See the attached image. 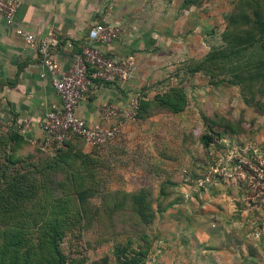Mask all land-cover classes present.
<instances>
[{
    "label": "rangeland",
    "instance_id": "rangeland-1",
    "mask_svg": "<svg viewBox=\"0 0 264 264\" xmlns=\"http://www.w3.org/2000/svg\"><path fill=\"white\" fill-rule=\"evenodd\" d=\"M98 2L103 13L112 12L110 21L100 22L119 29L117 40L125 29L118 19L139 14L145 84L132 93L149 103L98 157L85 147L67 148L73 178L30 141L15 147L14 133L0 122V260L136 264L140 255H115L116 249L129 240L133 252H148L158 219L164 227L169 220L187 229L209 226L214 237L224 231L230 249L253 255L256 245L264 255V108L245 101L243 86L221 82V70L206 75L202 62L231 33L261 35L264 0ZM150 29L157 31L155 40L143 34ZM174 89L185 98L178 112L160 103ZM85 153L97 161L83 165ZM143 199L147 206L136 203ZM57 222L64 225L60 235L52 227ZM56 235L63 262L49 248Z\"/></svg>",
    "mask_w": 264,
    "mask_h": 264
},
{
    "label": "crops",
    "instance_id": "crops-1",
    "mask_svg": "<svg viewBox=\"0 0 264 264\" xmlns=\"http://www.w3.org/2000/svg\"><path fill=\"white\" fill-rule=\"evenodd\" d=\"M19 1L21 5L15 24L11 25L0 17V122H6L9 130L19 131L35 144V141L43 137L41 121L45 112L58 98L51 76L42 77L44 69L37 51L16 34V27L21 26L37 37L49 33L58 37L60 42L53 48V54L63 69H67L74 61L80 46L91 41V31L98 26L106 27L100 21H110L112 12L103 13L101 7L97 6L98 0ZM129 18L132 22H129ZM118 20L121 28H125L121 31L123 38L117 40L116 37L109 42H99L98 46L118 61L134 58L137 67L127 83L109 85L97 82L82 98L77 114L91 124L100 120V109L103 105H128L133 97H137L132 92L137 88L141 89L145 84L144 78L140 77L138 63L144 48L139 44V37L142 36L139 34V14L135 17H120ZM143 34L154 37V40L157 37V31L151 29ZM71 42L72 47L69 46ZM79 142L83 143L87 153L98 157L102 147H92L83 140ZM170 211L174 212V207ZM157 221L150 232V249L140 256L141 259L136 264H264V255L256 253V250L261 252L256 245L251 251L253 255L240 253L237 247L230 249L229 235L222 236L224 231L220 232L221 237L217 232L214 237V229L209 226L205 230L202 227L187 229L184 223L169 220L167 227H164L161 219ZM179 224L182 225L177 226ZM155 231L158 234L162 232L163 236L161 234L158 238ZM130 244L127 240L124 248L116 249L115 255H124L125 252L126 255L137 254L138 252L135 253L129 248ZM139 244L144 247L146 243L139 242L138 247ZM115 264L125 263L117 259Z\"/></svg>",
    "mask_w": 264,
    "mask_h": 264
},
{
    "label": "built area",
    "instance_id": "built-area-1",
    "mask_svg": "<svg viewBox=\"0 0 264 264\" xmlns=\"http://www.w3.org/2000/svg\"><path fill=\"white\" fill-rule=\"evenodd\" d=\"M19 0H0V17L15 24L20 8ZM15 32L38 53L43 66L42 77L51 76L58 101L51 104L41 121L43 137L35 144L50 155H56L66 148V141L74 136L81 137L92 147H103L119 138L131 121L136 120L139 97H133L128 105L108 103L100 109V120L90 123L77 114L82 98L88 94L97 81L115 85L125 84L134 75L137 64L129 57L118 61L105 53L99 42H109L119 36L116 28L98 26L91 31V41L80 46L74 61L63 69L53 54V48L60 40L49 33L37 37L32 32L17 26ZM72 47L73 43H69ZM260 236V233H257Z\"/></svg>",
    "mask_w": 264,
    "mask_h": 264
},
{
    "label": "trees",
    "instance_id": "trees-1",
    "mask_svg": "<svg viewBox=\"0 0 264 264\" xmlns=\"http://www.w3.org/2000/svg\"><path fill=\"white\" fill-rule=\"evenodd\" d=\"M202 62L203 70L205 71L206 75L216 76L213 71L218 69L221 70L222 73L220 76H223L221 82L243 86V97L245 101L250 105L256 106L258 109L264 108V28L263 33L259 36L252 35L251 30L249 29L242 30L236 34L231 33L228 37H226L225 44L218 48L216 47L212 49L209 53H207ZM224 75H226V77H224ZM246 89L247 92H245ZM182 93L183 92L177 89H174L170 93H165L162 96L160 103L163 104V107L168 108L173 112H178L185 106V98L184 94ZM144 100H146L145 97L139 96V110L137 112L136 118L140 114L142 107H146L149 103L148 101ZM11 131L14 134L10 135V139L12 140L15 147L28 142L25 136L19 131ZM78 138L82 139L81 137L74 136L67 140L66 148L61 150L56 155H50L49 153L42 150L39 146L35 144L34 145L47 156L53 166L69 171V174L72 176L71 178H73L75 173L72 163L66 158V153L64 152L67 150V148L73 151L80 150L85 152L82 149L84 147L83 143L79 141L76 143L73 142V140L77 141ZM77 143H79V146H82L77 147L79 148L78 150H76ZM79 157L81 158L83 165H89V163L97 161L96 158H91L90 155L86 153ZM142 202L146 206L149 204V202L145 201L144 199L142 201L138 200L136 203L141 204ZM145 205L140 206V208L143 209L146 207ZM52 211L57 212V209L54 207ZM140 214L145 216L143 210H140ZM52 227L54 228L53 231H55L57 235H60L61 233H59V231L63 229L64 225L63 223L57 222V225ZM57 235L55 236L56 238L49 243V248L52 250V255L56 256L57 262H59V260L63 262L66 257L60 249L59 243L57 241ZM52 238H54V235ZM41 248V245H39L34 253H37ZM143 253H146V251H139L136 255H140L142 257ZM31 255V252L27 255L29 260L31 259ZM7 256L8 255L3 256L4 258L0 260V264H5ZM46 263L55 264V261L47 259Z\"/></svg>",
    "mask_w": 264,
    "mask_h": 264
}]
</instances>
